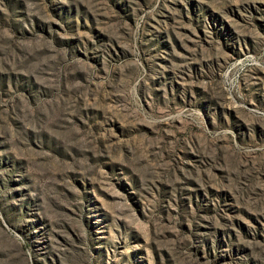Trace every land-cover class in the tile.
Segmentation results:
<instances>
[{
  "label": "rangeland",
  "instance_id": "obj_1",
  "mask_svg": "<svg viewBox=\"0 0 264 264\" xmlns=\"http://www.w3.org/2000/svg\"><path fill=\"white\" fill-rule=\"evenodd\" d=\"M0 264H264V0H0Z\"/></svg>",
  "mask_w": 264,
  "mask_h": 264
}]
</instances>
